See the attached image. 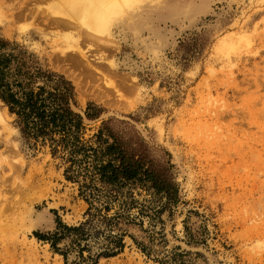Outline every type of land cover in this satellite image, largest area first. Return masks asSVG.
Instances as JSON below:
<instances>
[{
  "label": "rangeland",
  "instance_id": "1",
  "mask_svg": "<svg viewBox=\"0 0 264 264\" xmlns=\"http://www.w3.org/2000/svg\"><path fill=\"white\" fill-rule=\"evenodd\" d=\"M71 5L0 0V34L71 81L86 139L111 119L171 165L179 193L171 212L151 219L138 214L139 204L157 208L164 200L132 188L128 213L142 227L128 226L122 251L97 264H180L175 253L185 264H264V0L111 6L118 15L104 20L108 30L90 33L108 45L82 44L103 74L82 78L94 97L77 93L70 77L82 67L59 60V49L71 52L66 43L92 22ZM69 11L77 29L63 23ZM89 102L102 108L92 120L84 115ZM66 166L47 146L30 149L0 101V264H66L33 231L52 230L56 216L67 226L88 220L103 229L99 214L119 210L118 195L108 212L88 210L79 184L65 179Z\"/></svg>",
  "mask_w": 264,
  "mask_h": 264
},
{
  "label": "trees",
  "instance_id": "2",
  "mask_svg": "<svg viewBox=\"0 0 264 264\" xmlns=\"http://www.w3.org/2000/svg\"><path fill=\"white\" fill-rule=\"evenodd\" d=\"M0 101L9 115L14 116L15 126L30 149L47 146L52 157L58 156L67 163L64 177L79 184V195L88 203V210L108 212L116 196L121 197L120 208L113 215L99 214L103 229L90 228L88 220L67 226L56 216L52 230L33 231L35 238L48 242L66 264H97L101 257H112L122 251V237L128 226L142 227L128 213L135 203L132 188L145 189L157 202L164 200L157 208L139 204L138 214L151 219H159L166 210L171 212L179 202L178 186L170 174L169 163L154 159L138 136L116 129L111 119L104 120L86 139L84 117L74 109L75 89L71 81L48 68L25 46L2 34ZM101 112L102 108L89 102L84 115L92 120ZM182 255L175 253L173 259L185 264L180 259Z\"/></svg>",
  "mask_w": 264,
  "mask_h": 264
},
{
  "label": "bare ground",
  "instance_id": "3",
  "mask_svg": "<svg viewBox=\"0 0 264 264\" xmlns=\"http://www.w3.org/2000/svg\"><path fill=\"white\" fill-rule=\"evenodd\" d=\"M67 1L70 4L71 3L73 4V5H71V7L74 9V11L72 9H71V11H73L72 13H74V16L78 14L79 15L78 19H79L82 14H90V16H88V17L91 18L92 22H88V24H82L84 26H87L90 29V31H87L84 29H78V33L80 32L79 38H82V40H77L79 38H76V39L73 38V40L71 42L68 41L66 43L65 47H67L68 50H70L71 52L67 53L64 50L59 49L61 56L59 55L60 59L59 58L58 59L61 61H70V63H72L74 65L77 64L80 67H82V69H80V71L71 70L69 72L70 77L72 78V80L74 82L77 93L94 97V94L89 92V90L86 88L87 81H85L82 78H83V76L85 78L91 77L92 75L95 76L96 73H100L101 76L103 74L98 70V68L94 64H92V61H94V58H90V55H88V51H89L88 48H82V44H84L83 41H86V40H95L92 43L93 46H95V48H98V47H101L104 45L105 46L108 45L107 40H102L101 38H96L95 36L91 35L90 33L94 32V31L95 32H104L105 31L104 29L108 30V28H106L103 25L105 22L104 20H106L108 18V16L115 15L114 14L115 10H112L113 8L111 9V6L116 7V5H118V3L124 4L126 2V0H124V2H123V0H67ZM133 1H137V0H133ZM69 13H70V11H69ZM72 13H70V14H72ZM70 14H67L68 16L66 15V18L62 17V18H64L63 19L64 22L62 20L64 25H68V26L72 25V22L70 19L73 20L74 16L72 14V16H73L72 17ZM125 14H126V12L120 13L119 15L122 17ZM116 15H118V14H116ZM67 17L70 19H68ZM58 21H60V23L62 24L60 19H58ZM55 22L57 23V21H55ZM74 25L75 24H73L72 26H74ZM79 25H75V27L76 26L80 27ZM77 27H76V29H77Z\"/></svg>",
  "mask_w": 264,
  "mask_h": 264
}]
</instances>
